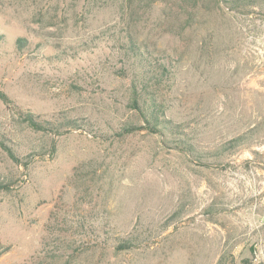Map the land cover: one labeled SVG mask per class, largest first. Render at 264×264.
<instances>
[{
  "label": "rangeland",
  "instance_id": "obj_1",
  "mask_svg": "<svg viewBox=\"0 0 264 264\" xmlns=\"http://www.w3.org/2000/svg\"><path fill=\"white\" fill-rule=\"evenodd\" d=\"M250 3L0 0V140L20 160L0 146V264H264V0ZM129 39L171 61L148 91L185 144L119 134L145 124Z\"/></svg>",
  "mask_w": 264,
  "mask_h": 264
},
{
  "label": "trees",
  "instance_id": "obj_2",
  "mask_svg": "<svg viewBox=\"0 0 264 264\" xmlns=\"http://www.w3.org/2000/svg\"><path fill=\"white\" fill-rule=\"evenodd\" d=\"M229 6L231 9H243L251 5V0H216ZM24 40L22 38L17 39V45L19 47L24 46ZM128 49L131 52L132 57L137 60L140 69L135 73V78L132 80V99L131 107L141 116L144 121V125H126L121 131L120 135L132 134L140 130H147L152 134H159L161 137H173L169 140L177 144H185V142L179 137L181 125H177L171 118L166 117L167 108L160 105V101L156 99L148 89L152 86H161L164 83H168L172 80L174 75L173 68H171L169 60L160 61L147 47L144 45H137L133 39L128 40ZM137 76V78H136ZM0 99L4 103L8 102L7 97L0 92ZM162 107V109H161ZM25 121L35 131L58 133L62 125H55L52 121L38 120L31 114L24 115ZM67 120L66 124H71ZM73 124V123H72ZM71 126V125H68ZM246 134H240L230 141L228 146L234 147L243 144L246 139ZM0 146L5 150L11 160L19 163L20 160L17 157L13 149L7 146L0 140ZM187 154H194V147L192 145H186ZM193 152V153H192ZM135 239L132 237L122 239L117 243L116 249L128 250L134 248ZM217 264H224V256L220 258Z\"/></svg>",
  "mask_w": 264,
  "mask_h": 264
}]
</instances>
